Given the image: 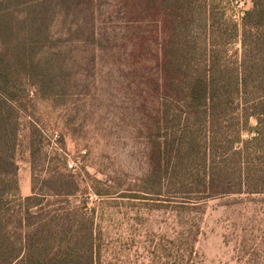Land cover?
Instances as JSON below:
<instances>
[{
	"label": "trees",
	"instance_id": "1",
	"mask_svg": "<svg viewBox=\"0 0 264 264\" xmlns=\"http://www.w3.org/2000/svg\"><path fill=\"white\" fill-rule=\"evenodd\" d=\"M226 1L0 0V264H104L95 212L72 200L80 181L61 165L36 172L42 129L24 113L33 100L90 87L101 68L133 91L147 145L148 170L130 194L187 218L170 237L167 264H202V229L189 218L209 201L264 199V0L240 20ZM239 244L241 264H264V231Z\"/></svg>",
	"mask_w": 264,
	"mask_h": 264
},
{
	"label": "rangeland",
	"instance_id": "2",
	"mask_svg": "<svg viewBox=\"0 0 264 264\" xmlns=\"http://www.w3.org/2000/svg\"><path fill=\"white\" fill-rule=\"evenodd\" d=\"M251 6L252 0L225 3L227 15L235 20ZM240 47L237 42L233 48ZM111 72L101 68L96 83L72 88L67 100L40 98L24 110L43 134L39 136L43 158L34 160L36 172L61 165L76 175L81 192L72 200L95 212L97 228L104 236V264H167L170 237L184 231L187 218L173 214L165 204L153 206L140 193L130 194L148 170L147 145L136 128L134 93L118 71L113 78ZM31 89L34 91L32 85ZM251 123L256 125V120ZM248 135L246 132L245 137ZM18 163L21 194L30 195L33 158L26 143ZM108 191L113 194H106ZM254 199L216 198L209 201L203 214L189 218L202 229L196 243L202 264H241L239 238L264 231V199Z\"/></svg>",
	"mask_w": 264,
	"mask_h": 264
}]
</instances>
